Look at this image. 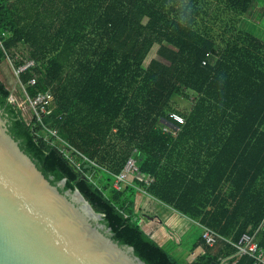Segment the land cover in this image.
I'll return each instance as SVG.
<instances>
[{"label": "trees", "instance_id": "1", "mask_svg": "<svg viewBox=\"0 0 264 264\" xmlns=\"http://www.w3.org/2000/svg\"><path fill=\"white\" fill-rule=\"evenodd\" d=\"M257 3L264 6L0 0V61L13 58L16 67L32 60L19 81L35 77L27 94L53 96L49 113L28 126L0 80L8 133L50 184L64 180L60 192L78 190L111 239L144 264L182 263L171 252L175 226L136 205L138 196L171 208L179 225L198 220L234 241L264 217V41L238 26ZM179 100L189 108H178ZM131 155L137 171L115 190L114 176ZM256 237L264 246V231ZM247 258L228 264H251ZM213 261L202 250L192 264Z\"/></svg>", "mask_w": 264, "mask_h": 264}, {"label": "water", "instance_id": "2", "mask_svg": "<svg viewBox=\"0 0 264 264\" xmlns=\"http://www.w3.org/2000/svg\"><path fill=\"white\" fill-rule=\"evenodd\" d=\"M63 186L19 148L0 110V264H144L111 239L78 190Z\"/></svg>", "mask_w": 264, "mask_h": 264}, {"label": "built area", "instance_id": "3", "mask_svg": "<svg viewBox=\"0 0 264 264\" xmlns=\"http://www.w3.org/2000/svg\"><path fill=\"white\" fill-rule=\"evenodd\" d=\"M209 54H207L208 56ZM207 61H202V65H205ZM34 66V62L32 60H24L21 65L13 66L12 70L17 79V83L19 87H14L12 90H9V94L7 96V102L12 105L20 114L22 120L26 123V125H31L33 119L40 120L41 116L49 113V106L52 103L53 96L51 92L45 91L38 93L34 96H29L26 92V86H33L35 84V77H32L26 85L22 84L19 81V76L24 73L26 70ZM171 117L179 123L183 122V119L177 114H171ZM163 132H168L167 127L162 128ZM178 129L174 128L171 133L176 135ZM50 134L56 136V132L51 130ZM93 164L92 162H90ZM137 171L136 159L134 155H131L127 161L123 169L114 176V182L112 187L115 190H121L124 185L127 184V180L125 175L127 173L133 174ZM153 181L152 177L146 176L143 179V183L145 185H149ZM143 191V190H140ZM200 238L203 242V246L206 248H212L219 242H224L231 246L234 249V252L237 256H246L250 259L251 264H264V246L261 245L256 237V233L258 231H264V217L259 223L257 229L254 233H243L236 241H230L222 236H220L213 229L200 224Z\"/></svg>", "mask_w": 264, "mask_h": 264}, {"label": "crops", "instance_id": "4", "mask_svg": "<svg viewBox=\"0 0 264 264\" xmlns=\"http://www.w3.org/2000/svg\"><path fill=\"white\" fill-rule=\"evenodd\" d=\"M262 36V35H258ZM129 185L128 181L127 184ZM142 189H138L139 192ZM145 194L144 191L139 192V194ZM140 207L146 208L149 213L156 214L160 217V223H168L169 229L170 227L175 226V231L173 232V237H175L174 247L171 248V252L179 260L182 264H192L195 261V257L197 253L200 251L206 250V252L215 257L216 264H228L229 259L231 257L241 258L242 256H237L234 252V249L224 242H219L212 248H205L203 244H201L200 238V229L199 225L200 222L198 220H191L186 218L188 224H181L174 222V212L171 208L167 206H158L156 204H149L147 205L144 202V199H141V196H138L136 200V205ZM148 219H152V217H148ZM222 236V235H220ZM223 238L234 241L232 236H222ZM195 248V249H194ZM202 249V250H201ZM229 254V255H228ZM248 259V258H247ZM212 263V262H211Z\"/></svg>", "mask_w": 264, "mask_h": 264}, {"label": "rangeland", "instance_id": "5", "mask_svg": "<svg viewBox=\"0 0 264 264\" xmlns=\"http://www.w3.org/2000/svg\"><path fill=\"white\" fill-rule=\"evenodd\" d=\"M241 21L242 22L238 24L241 29L249 31L255 35H262L259 37L264 41V6L262 4L257 3L256 9H253L251 16L247 19H242ZM20 52L25 53V49L20 48ZM13 66V58L5 57L3 61H0V80L8 91L12 90L14 87H19V84H16L18 81L12 70ZM189 105L190 104L187 102L179 100L177 107L180 109H188ZM52 138L55 141L54 146L59 150L66 152L64 144L58 140L57 137ZM172 234L173 233H171V235Z\"/></svg>", "mask_w": 264, "mask_h": 264}, {"label": "bare ground", "instance_id": "6", "mask_svg": "<svg viewBox=\"0 0 264 264\" xmlns=\"http://www.w3.org/2000/svg\"><path fill=\"white\" fill-rule=\"evenodd\" d=\"M261 222V221H260Z\"/></svg>", "mask_w": 264, "mask_h": 264}]
</instances>
